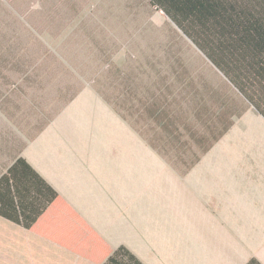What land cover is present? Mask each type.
Instances as JSON below:
<instances>
[{"label": "rangeland", "instance_id": "1", "mask_svg": "<svg viewBox=\"0 0 264 264\" xmlns=\"http://www.w3.org/2000/svg\"><path fill=\"white\" fill-rule=\"evenodd\" d=\"M14 14L33 21L40 39L66 56L61 63L94 70L120 69L123 75L133 79L127 111L119 106L125 98L120 78L113 82L114 89L106 91L111 104L87 83L74 100L59 108L58 88L73 83L70 80L63 84L50 83L42 91L26 92L37 98L36 102L43 101L41 109H31L21 102L25 99L21 93L9 97L10 103L25 106L26 111L28 108L32 123L39 122V115L49 116L54 125L50 130L60 125L70 130L77 126L82 133L76 136L89 140L88 134L93 133L94 126V141L100 143V168H105L108 175L107 181L98 184V200L105 197V207L102 212L98 206L95 213L93 225L97 233L113 249L119 245L138 249V254L148 264H204L220 257L214 248L224 244L215 239L214 232L200 235L206 224L212 230L222 226L232 231L231 222H218L216 206L208 207V223L200 221L197 214L192 220L177 219L174 235H155L153 241L141 244L133 235L137 212H132L131 205L136 203L140 180L147 179L146 184L151 183L149 179L155 178L156 172L181 180L190 175L192 179L204 176L193 172L196 166L264 169V118L163 12L149 4V0H0V19L10 21ZM50 19L57 22L49 23ZM62 19L73 22L65 28ZM78 23H82V29L77 27ZM70 32L74 44L66 49L62 40ZM54 33L59 36L52 39L50 34ZM84 33L95 37L96 47L92 43L83 49L78 46V39ZM101 83L104 88L111 85L110 79L101 78ZM8 87L11 86L7 84L4 88ZM138 97L147 100L148 106L154 99L168 106L172 102L174 114L181 118L196 112L198 119L193 118V131L202 137L200 145H193V155L170 146L164 150L152 146L161 144L165 131L154 129L150 111H140L137 107ZM203 149H207L204 154ZM194 156H199L197 163L186 167L185 163L195 161ZM126 167L128 171L124 170ZM125 227L127 234L123 232ZM181 228L185 229L184 234ZM22 234L25 237H18ZM26 236L25 231L10 232L0 227V264H93L39 237L31 235L27 239ZM9 237L16 241L10 242ZM138 237L140 241L142 235ZM240 243L239 251H243V255L238 257V264L244 262L247 252L246 241ZM188 246H191L189 251Z\"/></svg>", "mask_w": 264, "mask_h": 264}, {"label": "trees", "instance_id": "2", "mask_svg": "<svg viewBox=\"0 0 264 264\" xmlns=\"http://www.w3.org/2000/svg\"><path fill=\"white\" fill-rule=\"evenodd\" d=\"M149 4L163 12L264 118V0H149ZM9 20L0 19V106L8 105L12 94L21 93L25 97L21 102L31 109H41L43 101L36 102L38 99L26 92L42 91L50 83L63 84L69 80L73 83L58 88L59 108L74 100L87 83L110 103L106 91L114 89L113 82L120 78L125 98L119 106L128 110L133 94L130 75L110 67L94 70L65 65L61 62L66 56L40 39V32L29 17L14 14ZM62 20L65 28L73 22ZM54 22L57 21L49 20ZM77 27L82 29V23ZM71 33L62 35L66 49L74 44ZM50 35L52 39L59 36ZM90 43L95 47L98 44L95 37L85 33L78 39L82 49ZM101 78L110 79L111 85L104 88ZM7 84L11 87L4 88ZM173 105L171 102L170 109L167 103L154 99L148 106L147 100L138 97L137 107L140 111H150L155 130L165 131L161 144L152 145L155 149L170 146L193 155V145H200L202 137L193 131V118L198 119L196 112L181 118L174 114ZM42 116L47 124L50 117ZM202 152L206 153L207 149ZM194 157L195 161L185 163L186 167L197 163L199 156ZM0 217L93 264H144L124 246L111 248L23 158H18L0 176ZM246 264L262 263L251 258Z\"/></svg>", "mask_w": 264, "mask_h": 264}, {"label": "crops", "instance_id": "3", "mask_svg": "<svg viewBox=\"0 0 264 264\" xmlns=\"http://www.w3.org/2000/svg\"><path fill=\"white\" fill-rule=\"evenodd\" d=\"M25 111V106L17 107L13 103L0 106V176L18 158L25 159L59 193V197L96 231L93 225L95 213L98 206L102 212L105 207V197L98 200V184L107 181L108 175L104 172L105 168H100V143L94 141V126L91 128L93 133L87 137L91 138L82 140L76 136L82 133L77 126H70V130L60 125L56 126V130H50L54 127L53 120L46 124L45 116L39 115V122L32 123L28 108ZM196 168L192 171L204 176L197 175L192 179L190 175L180 180L156 172L155 178L149 179L151 183L146 184L147 179L144 183L140 180L136 203L131 205L132 212H137L136 228L133 230L136 242L148 243L159 234L174 235L176 220H192L194 214L199 215L200 221L208 223V207L216 206L217 216H220L218 222H231L233 228L229 231L219 226L212 230L206 224L207 228L201 229L200 235L214 232L215 239H220L224 244L214 248L221 256L204 264H238V257L243 255V251H239L240 242L243 241H246L247 252L242 264L251 258L264 264V169ZM124 170L128 171L127 167ZM111 177L113 182L114 171ZM127 178L130 180L128 174ZM0 227L10 232L16 229L25 231L27 239L33 235L50 242L1 217ZM127 230L125 227L123 232L127 234ZM179 230L184 234V228ZM138 234L142 235L140 241ZM18 237L25 236L22 234ZM8 240L16 241L10 237ZM123 246L142 263L148 264L138 254V249ZM190 248L188 246L186 249L189 251Z\"/></svg>", "mask_w": 264, "mask_h": 264}, {"label": "water", "instance_id": "4", "mask_svg": "<svg viewBox=\"0 0 264 264\" xmlns=\"http://www.w3.org/2000/svg\"><path fill=\"white\" fill-rule=\"evenodd\" d=\"M178 29V28H177Z\"/></svg>", "mask_w": 264, "mask_h": 264}]
</instances>
